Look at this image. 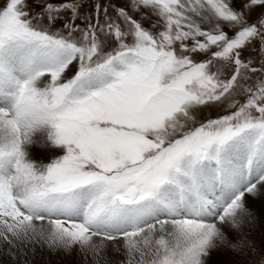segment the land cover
Masks as SVG:
<instances>
[{
  "label": "snow or ice",
  "instance_id": "snow-or-ice-1",
  "mask_svg": "<svg viewBox=\"0 0 264 264\" xmlns=\"http://www.w3.org/2000/svg\"><path fill=\"white\" fill-rule=\"evenodd\" d=\"M83 3L0 0V264H264V0Z\"/></svg>",
  "mask_w": 264,
  "mask_h": 264
},
{
  "label": "rangeland",
  "instance_id": "rangeland-1",
  "mask_svg": "<svg viewBox=\"0 0 264 264\" xmlns=\"http://www.w3.org/2000/svg\"><path fill=\"white\" fill-rule=\"evenodd\" d=\"M29 2L32 3L34 11H40V6H42L45 3L61 4V3H65V2H70V0H39V4L34 3L33 0H29ZM100 2L102 4L111 3V4H116L117 6H120L124 3H126V0H100ZM95 3H96V0H84V3L82 4L81 12H88V13L93 12ZM259 13H260V9H256L255 11H253L249 16L250 22H255L259 18ZM65 15L70 16V13H66ZM153 19H155V17H153ZM76 23L79 24V23H81V21L77 20ZM61 24H62V22L58 21L57 27H60ZM145 25L148 26L149 22L145 21ZM250 55L256 57V60H254V65L258 66V63H257L258 58H259L258 49H257V52H255V53H251L248 51L243 52L242 58L247 59V57ZM203 58L204 57H202V56L199 57V59H203ZM69 75H71V73H69ZM220 114H223V112L219 108L205 109L203 111L202 115L200 116V119L203 120L204 118H207V117L215 118L216 116H218ZM42 135L43 134H41V133H37L36 139L40 140ZM64 151L65 150L62 146L57 147V146L52 145L50 142H46L44 144V146H40V144H33L29 147L30 158L31 159L33 158V160H35L34 158H37L38 162H43L45 164H47V162L51 163L52 159L55 158L56 156L63 155ZM254 208L257 211V214L260 215L261 211L264 210V201L256 200L254 202ZM261 231H262V234H261ZM254 236H255L256 241L260 242L261 239L264 238V229H262L259 225H257V228L254 232ZM46 251L47 250H44V251L38 250L37 251L34 264H63V263L64 264H80V256L78 254H72V255L55 254V253L50 254L48 251L47 252ZM224 253L225 252H218L217 254H215L212 257L213 264H229V261L232 259V257L230 255H228L227 253H225V254ZM47 258H48V260H47ZM6 260H7V257L0 254V262L6 261ZM60 260H61V262H60ZM66 260H68V261H66Z\"/></svg>",
  "mask_w": 264,
  "mask_h": 264
},
{
  "label": "bare ground",
  "instance_id": "bare-ground-1",
  "mask_svg": "<svg viewBox=\"0 0 264 264\" xmlns=\"http://www.w3.org/2000/svg\"><path fill=\"white\" fill-rule=\"evenodd\" d=\"M48 144V143H47ZM51 148V147H50ZM41 153V152H40ZM57 153V152H56ZM35 156V155H34ZM48 157V156H47ZM42 158V157H41ZM33 159V158H32ZM35 159V161L36 162H38V159L37 158H34ZM46 161V160H45ZM43 163V162H42ZM48 163V162H47ZM257 206V205H256ZM260 229V228H259ZM260 233V232H259ZM261 234H262V231H261ZM255 237V236H254ZM47 252V251H46ZM45 254V253H44ZM217 254V253H216ZM225 254V253H224ZM48 257V256H47ZM66 257V256H65ZM74 257V256H73ZM228 257V256H227ZM46 258V257H45ZM49 258V257H48ZM48 258H47V260H48ZM78 258V257H77ZM70 259V258H69ZM225 259V258H224ZM55 261V260H54ZM66 261H68V260H66ZM57 262V261H56ZM59 262V261H58ZM60 262H61V260H60ZM228 262V261H227ZM64 264V263H63Z\"/></svg>",
  "mask_w": 264,
  "mask_h": 264
}]
</instances>
